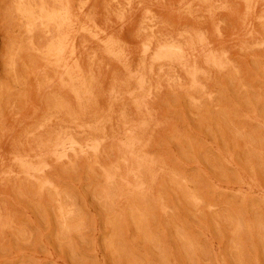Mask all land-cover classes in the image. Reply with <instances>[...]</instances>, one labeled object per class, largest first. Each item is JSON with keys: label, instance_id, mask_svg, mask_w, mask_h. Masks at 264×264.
<instances>
[{"label": "rangeland", "instance_id": "1", "mask_svg": "<svg viewBox=\"0 0 264 264\" xmlns=\"http://www.w3.org/2000/svg\"><path fill=\"white\" fill-rule=\"evenodd\" d=\"M0 264H264V0H0Z\"/></svg>", "mask_w": 264, "mask_h": 264}, {"label": "bare ground", "instance_id": "2", "mask_svg": "<svg viewBox=\"0 0 264 264\" xmlns=\"http://www.w3.org/2000/svg\"><path fill=\"white\" fill-rule=\"evenodd\" d=\"M48 9H49V8H48ZM44 11H45V10H44ZM66 13H67V12H66ZM66 16H67V15H66ZM64 17H65V15H64ZM42 20H43V19H42ZM48 20H49V18H48ZM45 21H46V20H45ZM53 21H54V20H53ZM51 24H52V23H51ZM51 26H52V25H51ZM54 29H55V27H54ZM59 42H60V41H58V43H59ZM62 43H64V42H62ZM59 46H60V45H59ZM62 46H64V45H62ZM61 48H62V47H61ZM62 50H63V49H62ZM204 50H205V49H204ZM207 50H208V49H206V51H207ZM63 51H64V50H63ZM61 54H63V53L61 52ZM52 60H53V59H52ZM52 60H51V61H52ZM61 60H62V59H61ZM183 60H184V59H183ZM62 62H63V60H62ZM49 63H50V62H49ZM67 63H68V62H67ZM60 65H61V64H59V66H60ZM64 66L66 67V66H68V65H65V64H64ZM62 68H63V65H62ZM62 68H61V70H62ZM64 70H65V68H64ZM64 70H63V71H64ZM63 73H64V72H63ZM59 74H60V73H59ZM61 74H62V73H61ZM61 74H60V75H61ZM60 75H59V76H60ZM60 77H61V76H60ZM117 141H118V140H117ZM101 142H105V141L103 140V141H101ZM118 142H120V141H118ZM94 143H95V142H94ZM120 144H121V143H120ZM79 145H81V144H79ZM72 146H73V145H72ZM76 154H77V153H76ZM63 155H64V154H63ZM65 155H66V154H65ZM65 155H64V156H65ZM66 157H67V156H66ZM20 158H21V157H20ZM20 158H19V159L17 158V159L20 160ZM25 158H27V157H25ZM25 158H24V159H25ZM67 158H68V157H67ZM27 159H29V158H27ZM27 159H26V160H27ZM22 162H23V161H22ZM22 162H21V163H22ZM16 163H17V162H16ZM21 163H20V164H21ZM27 163H28V162H27ZM27 163H26V164H27ZM23 164H25V163H23ZM21 167H22V166H21ZM24 167H25V166H24ZM26 167H27V165H26ZM24 169H25V168H24ZM25 170H26V169H25ZM26 171H27V170H26ZM24 172H25V171H24ZM28 172H29V171H28ZM108 173H109V172H108ZM24 174L27 175V172H25ZM36 174H37V173H36ZM27 176H28V175H27ZM26 178H27V177H26ZM33 178H35V177H33ZM107 181H108V180H107Z\"/></svg>", "mask_w": 264, "mask_h": 264}]
</instances>
